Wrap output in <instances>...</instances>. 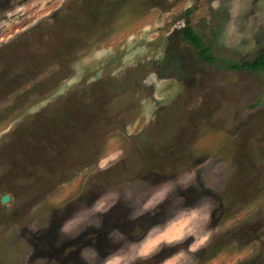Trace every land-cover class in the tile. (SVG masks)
I'll use <instances>...</instances> for the list:
<instances>
[{
	"label": "rangeland",
	"instance_id": "rangeland-1",
	"mask_svg": "<svg viewBox=\"0 0 264 264\" xmlns=\"http://www.w3.org/2000/svg\"><path fill=\"white\" fill-rule=\"evenodd\" d=\"M261 52L264 0H0V264H264Z\"/></svg>",
	"mask_w": 264,
	"mask_h": 264
},
{
	"label": "trees",
	"instance_id": "trees-1",
	"mask_svg": "<svg viewBox=\"0 0 264 264\" xmlns=\"http://www.w3.org/2000/svg\"><path fill=\"white\" fill-rule=\"evenodd\" d=\"M182 36L188 43L194 46L202 59L208 62L214 61V57L207 53V48L203 45L201 37L193 31L188 20H186V24L182 28ZM238 67L247 68L252 71L264 69V52L259 53L251 60L243 61Z\"/></svg>",
	"mask_w": 264,
	"mask_h": 264
},
{
	"label": "water",
	"instance_id": "water-1",
	"mask_svg": "<svg viewBox=\"0 0 264 264\" xmlns=\"http://www.w3.org/2000/svg\"><path fill=\"white\" fill-rule=\"evenodd\" d=\"M8 199H9V195H4V196L1 198V201L5 203V202L8 201Z\"/></svg>",
	"mask_w": 264,
	"mask_h": 264
},
{
	"label": "flooded vegetation",
	"instance_id": "flooded-vegetation-1",
	"mask_svg": "<svg viewBox=\"0 0 264 264\" xmlns=\"http://www.w3.org/2000/svg\"><path fill=\"white\" fill-rule=\"evenodd\" d=\"M67 247H68V250H69V248H72V244L69 243V244L67 245Z\"/></svg>",
	"mask_w": 264,
	"mask_h": 264
}]
</instances>
